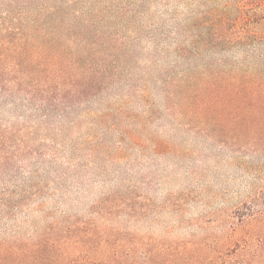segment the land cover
I'll return each mask as SVG.
<instances>
[{
	"label": "rangeland",
	"instance_id": "1",
	"mask_svg": "<svg viewBox=\"0 0 264 264\" xmlns=\"http://www.w3.org/2000/svg\"><path fill=\"white\" fill-rule=\"evenodd\" d=\"M252 2L75 0L91 33V57L78 61L96 65L93 45L111 46L119 81L79 107L24 123L32 153L20 177L38 198L0 225V241L92 220L113 235L110 245L123 235L160 248L225 230L251 235L249 218H237L264 216V143L225 142L198 90L236 58L216 48L220 19L250 12Z\"/></svg>",
	"mask_w": 264,
	"mask_h": 264
},
{
	"label": "trees",
	"instance_id": "2",
	"mask_svg": "<svg viewBox=\"0 0 264 264\" xmlns=\"http://www.w3.org/2000/svg\"><path fill=\"white\" fill-rule=\"evenodd\" d=\"M75 6V0H0V225L14 223L38 198V189L20 177L32 153L22 145L24 123L79 107L119 81L118 68L109 65L116 59L111 46H91L96 65L78 61L91 57L85 41L91 33L87 16ZM249 6L250 12L241 8L232 19H220L216 48L236 58L221 62L218 83L198 90L230 143H264V0ZM244 217L253 227L246 238L236 239L239 230L233 229L222 238L164 248L125 235L110 245L105 238L113 235L97 222L76 221L63 233L51 227L28 241L2 239L0 264H264V216L250 212L237 219Z\"/></svg>",
	"mask_w": 264,
	"mask_h": 264
}]
</instances>
